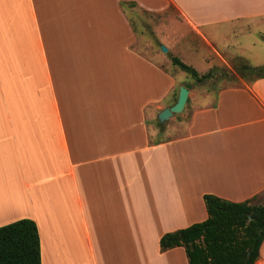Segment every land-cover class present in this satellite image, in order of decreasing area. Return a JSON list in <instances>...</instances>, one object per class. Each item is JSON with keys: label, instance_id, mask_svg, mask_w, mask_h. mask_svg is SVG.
<instances>
[{"label": "crops", "instance_id": "1", "mask_svg": "<svg viewBox=\"0 0 264 264\" xmlns=\"http://www.w3.org/2000/svg\"><path fill=\"white\" fill-rule=\"evenodd\" d=\"M169 7L219 57L264 33V0H0V227L32 220L41 264H188L159 239L205 220L203 195L264 192V78L194 92L183 135L150 141L176 81L131 10Z\"/></svg>", "mask_w": 264, "mask_h": 264}, {"label": "trees", "instance_id": "2", "mask_svg": "<svg viewBox=\"0 0 264 264\" xmlns=\"http://www.w3.org/2000/svg\"><path fill=\"white\" fill-rule=\"evenodd\" d=\"M167 56L172 66L198 84L225 71L213 67L200 75L178 57ZM232 68L235 74L224 72L230 80L235 75L249 82L264 78V66L254 67L241 57L232 62ZM184 87L190 90L188 85ZM203 202L206 219L162 235L160 251L182 247L188 264H254L264 240V205H254L251 200L230 202L210 194L203 195ZM0 264H41L39 233L32 220L21 219L0 227Z\"/></svg>", "mask_w": 264, "mask_h": 264}, {"label": "rangeland", "instance_id": "3", "mask_svg": "<svg viewBox=\"0 0 264 264\" xmlns=\"http://www.w3.org/2000/svg\"><path fill=\"white\" fill-rule=\"evenodd\" d=\"M131 22L133 27H135L138 31H141V33L144 32L143 36L148 39L147 49L144 45L137 46V51H139V53L145 55L149 59L157 60L155 53L160 50L159 44L164 45L162 42L158 41V35H161L167 40V43L171 45L172 50H169V48L164 45L168 49L167 53L178 57L185 64L192 66L200 75L205 74L213 67L222 69L223 71L225 70L224 72H228L229 74H235L232 68V62H234L237 57L247 60L250 64H252L253 59H255L256 62H264V33H251L247 39H243L244 41H248V44L252 45L254 43L253 48L250 47L249 49H244L241 54L236 48L231 50H221L218 52L220 54L219 57L214 55L213 51L209 47H205L196 35L177 25L179 24V19L173 7H169L160 13L147 12L145 10L135 8L131 10ZM170 24L177 25V30L170 32L164 29L166 27L169 28ZM242 29L247 33L251 31L249 24H246V26ZM232 31L231 40L234 41V37H240V31ZM167 53H163L165 55V59L162 63H159L158 60L157 61L159 65L165 69V72L172 75L176 81L173 90L169 94L170 99H175L178 93V87L184 85H188L190 87L189 96L182 113L176 114L169 120L162 123L161 129L157 127V118L154 116V118L150 121V125L155 133L157 132V134L151 136V142L165 141L166 139H172L183 135L184 132H180L177 125H185L189 121L191 112L189 104L193 99L194 92L216 93L223 88L238 86L241 80L249 82L248 78L241 79L236 75L234 80H230L224 75V72L220 71L216 73L215 79L198 84L190 76L172 66ZM251 203L254 205H264V192L257 198L251 200Z\"/></svg>", "mask_w": 264, "mask_h": 264}, {"label": "water", "instance_id": "4", "mask_svg": "<svg viewBox=\"0 0 264 264\" xmlns=\"http://www.w3.org/2000/svg\"><path fill=\"white\" fill-rule=\"evenodd\" d=\"M159 48L161 52L164 54L168 52V49L162 44H159ZM188 96H189V90L185 88L184 86H180L178 88L177 99H176L175 104L159 112V114L157 115L158 122L164 123L165 121L169 120L174 115L182 113L187 103Z\"/></svg>", "mask_w": 264, "mask_h": 264}]
</instances>
